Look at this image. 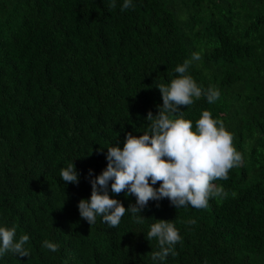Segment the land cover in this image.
<instances>
[{
  "label": "trees",
  "instance_id": "16d2710c",
  "mask_svg": "<svg viewBox=\"0 0 264 264\" xmlns=\"http://www.w3.org/2000/svg\"><path fill=\"white\" fill-rule=\"evenodd\" d=\"M111 2L0 0V227L29 236L28 257L8 252L0 264H264V0H131L124 11V0ZM193 53L200 60L186 74L220 95L193 98L173 118L195 131L207 110L232 134L242 164L213 181L227 196L203 209L150 200L143 223L126 211L116 228L99 216L89 225L78 202L107 148L148 130L147 113L162 105L157 86ZM72 161L78 183L65 184L60 170ZM110 184L111 198L135 204ZM161 219L181 240L178 255L153 262L158 242L146 235Z\"/></svg>",
  "mask_w": 264,
  "mask_h": 264
},
{
  "label": "clouds",
  "instance_id": "9594fccd",
  "mask_svg": "<svg viewBox=\"0 0 264 264\" xmlns=\"http://www.w3.org/2000/svg\"><path fill=\"white\" fill-rule=\"evenodd\" d=\"M115 8V0L109 4ZM132 7L131 0H124L121 11ZM200 60L198 53H193L191 60L186 59L175 68L179 74L168 84L157 86L161 93L162 105L153 115L147 113L145 120L148 130L140 136L131 133L125 135L123 147L117 145L107 148L106 168L89 182V199L78 202V211L89 225L96 223L97 217L109 228H116L126 211L133 215L137 223L145 218L139 215L150 200L159 201L167 198L176 208L191 205L196 209L208 207L211 197H225L227 193L215 180H226L233 167L242 164V155L233 146V136L226 131L222 121L212 118L204 110L195 122V131L190 120L178 116L180 106H189L194 99L205 96L208 103L219 98V91L209 87H199L187 70L193 61ZM91 176V170H89ZM60 180L65 184H77L78 173L73 161L60 170ZM111 192L135 197V204L126 209L122 203L108 194ZM159 183L158 188L152 185ZM188 223L194 224L195 220ZM16 228L0 227V257L11 252L19 257H28L24 244L28 235L15 239ZM155 238L159 251L151 253L153 262L164 261L166 257L178 255L174 245L181 240L178 230L171 221L157 220L150 226L146 239ZM42 247L52 252L58 251L59 245L49 240L42 242Z\"/></svg>",
  "mask_w": 264,
  "mask_h": 264
},
{
  "label": "bare ground",
  "instance_id": "6f19581e",
  "mask_svg": "<svg viewBox=\"0 0 264 264\" xmlns=\"http://www.w3.org/2000/svg\"><path fill=\"white\" fill-rule=\"evenodd\" d=\"M213 9H214V8H213ZM200 13H201V12H200ZM205 15H207V14H205ZM209 16H210V15H209ZM204 17H205V16H204ZM207 18H208V17H207ZM208 19H209V18H208ZM202 20H203V19H202ZM204 21H205V20H204ZM207 21H208V20H207ZM201 23H202V21H201ZM205 27H206V26H205ZM212 27H213V26H212ZM208 29H209V28H208ZM204 31H205V30H204ZM211 31H212V30H211ZM221 31H222V30H221ZM234 31H235V30H234ZM217 32H218V31H217ZM223 32H224V31H223ZM207 34H208V33H207ZM212 34H213V33H212ZM212 34H211V37H212ZM215 34H216V33H215ZM234 34H235V33H234ZM198 35H199V34H198ZM201 35H202V34H201ZM216 35H217V34H216ZM216 35H215V36H216ZM255 36H256V35H255ZM255 36H254V37H255ZM263 36H264V35H263ZM263 36H262V37H263ZM201 37H202V36H201ZM208 37H209V36H208ZM208 37H207V38H208ZM216 37H217V36H216ZM216 37H215V38H216ZM221 37H222V36H221ZM252 37H253V36H252ZM195 38H196V37H195ZM212 38H213V37H212ZM212 38H210V39H212ZM225 38H226V37H225ZM237 38H238V37H237ZM239 38H240V37H239ZM249 38H250V37H249ZM262 39H263V38H262ZM196 40H197V39H196ZM201 40H202V39H201ZM230 40H231V39H230ZM239 40H240V39H239ZM252 40H254V39H252ZM233 41H234V40H233ZM262 41H263V40H262ZM210 42H211V41H210ZM213 42H214V41H213ZM213 42H212V43H213ZM198 43H199V42H198ZM233 43H234V42H233ZM218 44H219V43H218ZM224 44H225V43H224ZM213 45H214V44H213ZM221 46H222V45H221ZM229 47H230V46H229ZM219 49H220V48H219ZM225 50H227V49H225ZM220 57H221V56H220ZM224 57H225V56H224ZM225 58H226V57H225ZM223 59H224V58H223ZM224 60H226V59H224ZM223 62H224V61H223ZM232 63H233V62H232ZM232 63H231V64H232ZM234 64H235V63H234ZM237 64H238V63H237ZM235 66L237 67V65H235ZM203 102H204V101H203ZM117 146H118V145H117ZM120 146H122V145H120ZM44 151H45V150H44ZM44 151H43V152H44ZM46 151H47V150H46ZM37 152H38V151H37ZM44 153H45V152H44ZM47 153H48V152H47ZM50 153H52V152H50ZM45 155H47V154H45ZM42 156H43V155H42Z\"/></svg>",
  "mask_w": 264,
  "mask_h": 264
}]
</instances>
